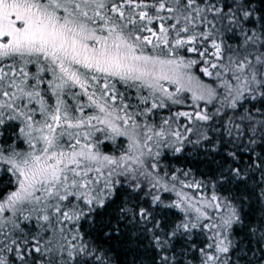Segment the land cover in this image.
I'll return each instance as SVG.
<instances>
[{
	"label": "snow or ice",
	"instance_id": "snow-or-ice-1",
	"mask_svg": "<svg viewBox=\"0 0 264 264\" xmlns=\"http://www.w3.org/2000/svg\"><path fill=\"white\" fill-rule=\"evenodd\" d=\"M0 264H264V0H0Z\"/></svg>",
	"mask_w": 264,
	"mask_h": 264
}]
</instances>
